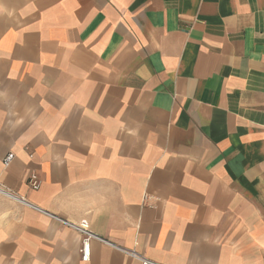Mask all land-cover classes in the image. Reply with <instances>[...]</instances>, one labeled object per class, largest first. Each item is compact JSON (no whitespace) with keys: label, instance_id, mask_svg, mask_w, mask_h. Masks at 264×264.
<instances>
[{"label":"crops","instance_id":"obj_1","mask_svg":"<svg viewBox=\"0 0 264 264\" xmlns=\"http://www.w3.org/2000/svg\"><path fill=\"white\" fill-rule=\"evenodd\" d=\"M0 183V264H264V0H0Z\"/></svg>","mask_w":264,"mask_h":264},{"label":"built area","instance_id":"obj_2","mask_svg":"<svg viewBox=\"0 0 264 264\" xmlns=\"http://www.w3.org/2000/svg\"><path fill=\"white\" fill-rule=\"evenodd\" d=\"M13 158H14V155L11 153L6 155L2 160L3 167L4 168L8 167V165L12 162ZM27 184L31 190H38L40 186V182L38 178L36 177V175L34 174L30 175V177L28 178ZM0 195L6 198H13V196L5 189V187L1 183H0ZM68 225L72 227L73 229H75L81 236L80 253H81L82 261L86 262L89 258V243L91 240H94V239L98 240V238L89 232L88 225L85 223H81L78 226L71 225V224H68ZM126 254L130 256L131 258L137 260L140 264H158L148 259H145L142 256L137 255L136 253L132 251L126 252Z\"/></svg>","mask_w":264,"mask_h":264}]
</instances>
